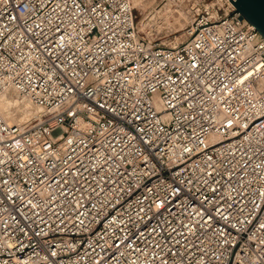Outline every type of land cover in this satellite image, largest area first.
I'll return each mask as SVG.
<instances>
[{"label": "built area", "instance_id": "built-area-1", "mask_svg": "<svg viewBox=\"0 0 264 264\" xmlns=\"http://www.w3.org/2000/svg\"><path fill=\"white\" fill-rule=\"evenodd\" d=\"M78 3L0 0V95L38 110L0 114V264H264V38L230 0L176 45Z\"/></svg>", "mask_w": 264, "mask_h": 264}, {"label": "rangeland", "instance_id": "rangeland-1", "mask_svg": "<svg viewBox=\"0 0 264 264\" xmlns=\"http://www.w3.org/2000/svg\"><path fill=\"white\" fill-rule=\"evenodd\" d=\"M191 1L194 4L196 2V0H189L184 2L183 0H158L157 3V1L145 0L144 4L141 7H136V9L138 10L136 11V22H138L137 28L139 29L138 31L141 35H144L149 40L157 43L176 45L185 41L187 38V26H189L191 21L190 19H192L193 17L192 5L194 4ZM154 5H158L156 9L162 8V10L159 9L160 12H157V14L153 13L154 11L149 13L148 17L145 20V24L141 26L142 17H144V15L148 13ZM164 5L166 6L164 7ZM187 9L188 11L190 10L188 16L186 12ZM19 104L22 103L18 101L14 107L15 114H17L21 109L19 107ZM34 118H32L30 121H32Z\"/></svg>", "mask_w": 264, "mask_h": 264}, {"label": "bare ground", "instance_id": "bare-ground-1", "mask_svg": "<svg viewBox=\"0 0 264 264\" xmlns=\"http://www.w3.org/2000/svg\"><path fill=\"white\" fill-rule=\"evenodd\" d=\"M131 1H132L133 6H135V7H139L140 6L141 7L144 4V1L145 0H131ZM153 1H157V0H153ZM184 1H189V0H183V2ZM157 6H155V5L152 6V8L149 10V12L146 13L144 15V17H142V19H141V21H142L141 26H143L145 24V20L148 17L149 13H151L152 11H154L153 13H156L157 14V12H160L159 9L162 10V8H157L156 9ZM165 6L166 5H164V7ZM161 7H163V6H161ZM191 9H192V7H191ZM189 11L187 9V11H186L187 12V16L189 14ZM137 26H138V22H137ZM186 36H187V33H186ZM18 101H20L22 103V104H19L20 105L19 107L21 109L19 110V112L17 114H15V112H14L15 111V108L14 107L17 104ZM0 114L8 122H12V123H23V122H30V120L32 118H34V117L36 118L38 116V110L35 107H33L27 99L22 98V97H19L15 93H8V94L0 95Z\"/></svg>", "mask_w": 264, "mask_h": 264}, {"label": "water", "instance_id": "water-1", "mask_svg": "<svg viewBox=\"0 0 264 264\" xmlns=\"http://www.w3.org/2000/svg\"><path fill=\"white\" fill-rule=\"evenodd\" d=\"M238 18H244L264 38V0H230Z\"/></svg>", "mask_w": 264, "mask_h": 264}, {"label": "snow or ice", "instance_id": "snow-or-ice-1", "mask_svg": "<svg viewBox=\"0 0 264 264\" xmlns=\"http://www.w3.org/2000/svg\"><path fill=\"white\" fill-rule=\"evenodd\" d=\"M91 2V0H89V3ZM65 3H67V0H65ZM72 4L74 7L77 8L78 12L77 14H79L80 12H83V11H89V13H97L98 12V9L100 7V5L97 3L95 4L93 7H91L90 9H83L80 7V4L78 3V0H72ZM4 163V161H0V164ZM44 181L41 180V183H43ZM5 183H7V181H5ZM51 183H56V184H59V181L58 180H55L53 179L50 183H49V187H51ZM29 191H32V189L30 188ZM38 191V190H37ZM66 193L65 192H61V195H65ZM35 195V194H34ZM29 204L32 203L31 200L28 201ZM33 207H37L38 205H32ZM187 227V226H186ZM261 227H264V225H261ZM175 231V230H173ZM157 247H160L159 244L156 245Z\"/></svg>", "mask_w": 264, "mask_h": 264}]
</instances>
